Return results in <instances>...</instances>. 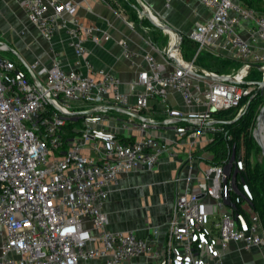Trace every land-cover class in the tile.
I'll return each instance as SVG.
<instances>
[{"label": "built area", "instance_id": "2783aa9c", "mask_svg": "<svg viewBox=\"0 0 264 264\" xmlns=\"http://www.w3.org/2000/svg\"><path fill=\"white\" fill-rule=\"evenodd\" d=\"M200 1L209 16L182 35L196 45L192 59L186 62L179 56L178 37L175 54L170 42L161 61L145 54L146 65L136 72L143 92L134 103L121 91L117 75L92 70L84 40L95 38L97 29L77 16V2L21 1L43 36L51 38L60 28L69 33L85 71L66 69L57 59L50 66L33 61L27 66L40 82L38 87L24 66L3 56L7 46L0 43V264H224L231 243L264 247L252 192L238 178L243 159L225 166L206 162L213 133L221 130L215 114L238 108L232 118L237 119L245 109L242 98H249L256 87L247 75L257 68L258 79H264V12L239 0ZM120 44L123 57L134 66L135 53L126 40ZM206 49L241 60L236 72L223 73L231 80L192 74L223 75L194 66L196 55ZM170 89L195 111L171 109ZM151 99L161 103L162 119L197 121L176 125L177 136L171 140L147 133L158 126L152 116H146L147 122L128 114L124 120L108 116L114 107L143 116ZM95 108L94 113H80ZM71 121L78 122V131L66 137L63 126ZM134 130L137 140H121ZM256 130L254 122L252 137ZM261 134L264 125L260 140ZM178 137H185L189 145L183 157ZM193 148L202 154H193ZM162 156L179 162L165 240L159 242L156 231L141 237L132 229L109 230L103 206L110 187L122 173L155 169Z\"/></svg>", "mask_w": 264, "mask_h": 264}, {"label": "crops", "instance_id": "0c3cea01", "mask_svg": "<svg viewBox=\"0 0 264 264\" xmlns=\"http://www.w3.org/2000/svg\"><path fill=\"white\" fill-rule=\"evenodd\" d=\"M20 1L0 0V42L7 45V52L4 54L9 55L8 58L22 66L21 60L27 65L38 61L41 66H50L51 62L57 59L66 69L85 71L81 60L76 57L72 49V38L69 33L64 28H60L51 38L43 36L30 18H27ZM74 1L78 3L77 16L80 20L85 25L97 29L95 38L84 40V46L89 52L88 60L93 66L92 70H104L117 75L121 80V91L128 93L130 103H134L137 94L143 92L136 79V72L146 65L144 55L152 54L156 60L161 61L163 50L167 46H151L142 31L127 24L128 18L119 13V9L111 0ZM141 1L147 5L152 14L158 16L172 29L179 31L184 37L193 30L197 21L209 16L200 0ZM105 36L108 38L106 39ZM125 40L130 50L135 53L132 58L134 66L129 59L123 57V47L120 42ZM168 94L167 103L171 109L180 110L184 114L195 111L193 106H185L182 96L176 91L170 89ZM149 104L150 107L145 110L143 116H152L157 121L162 120L159 111L161 103L151 99ZM108 116L110 119H126L124 113L116 110H111ZM176 125H180L179 122L152 126L147 133L173 140L177 136ZM122 139L125 142H132L138 139V134L134 130L128 139ZM178 140L183 144L184 152L180 153V157H183L189 145L185 137H180ZM191 152L195 155L201 154L195 148ZM178 163L162 156L160 163L153 170L138 169L120 174L117 182L110 187L108 199L103 206L108 218V229L111 231L132 229L141 237L153 236L156 231L157 240L163 242L167 232L165 222L174 209L176 185L173 179L176 177ZM195 169L194 166L193 170ZM185 172L183 168L180 173ZM224 264H264V247L260 245L245 248L242 242L231 243L224 257Z\"/></svg>", "mask_w": 264, "mask_h": 264}, {"label": "trees", "instance_id": "16d2710c", "mask_svg": "<svg viewBox=\"0 0 264 264\" xmlns=\"http://www.w3.org/2000/svg\"><path fill=\"white\" fill-rule=\"evenodd\" d=\"M242 4L247 7L254 8L257 11L264 12V7L261 8V4L264 0H239ZM224 73V72H223ZM254 69L249 73L254 75ZM219 74H222L219 72ZM258 78H260L259 72H257ZM264 96L261 93H256V95L251 99L245 109L240 113V116L232 122L217 123V127L221 128L220 131L213 133V142L209 144L207 150L209 151L213 146L219 143H224L226 145V151L219 153L218 158L215 156L213 160H207V162L221 164L223 166L227 165L229 162L236 161L242 158L244 167L240 171L238 178L240 181L245 182L248 188L251 190L253 195V200L251 205L258 213L263 225H264V160L258 162H250L249 145L255 147L254 140L251 136V130L254 126L256 116L259 112L260 106L263 103ZM248 97L242 98L240 104H246ZM238 113V108L226 109L222 112L215 114V119L218 121L231 120ZM77 121L67 122L63 129L65 130V135L71 136L77 133ZM179 124L185 125L187 122H179ZM76 126V127H75ZM229 135L230 139H226ZM121 140H123L121 138ZM129 142V141H128ZM234 147V151L233 150ZM242 147L241 155L239 153ZM224 153V154H223ZM240 156V157H239ZM234 159V160H233ZM233 162V163H234Z\"/></svg>", "mask_w": 264, "mask_h": 264}, {"label": "rangeland", "instance_id": "374dc122", "mask_svg": "<svg viewBox=\"0 0 264 264\" xmlns=\"http://www.w3.org/2000/svg\"><path fill=\"white\" fill-rule=\"evenodd\" d=\"M111 1L115 3V7L119 9V13L125 16L126 19L128 18L127 19L128 23H130L131 25H133V27H136L137 29L142 31L147 36L146 39L151 46L158 47V45H162L165 47L167 45V43L170 40L169 35L165 31L159 29L158 27L156 28L149 21L147 17H145L143 14L140 15L137 12L136 7L138 9L140 8V4L138 0H111ZM142 3L145 6H147L144 2ZM263 7H264V1L261 4V8ZM21 8H22V2H21ZM179 44H180L179 45L180 47L178 49L179 56L184 61L190 62V60L193 57V54L195 53V49H196L195 43L192 42L191 40H188L182 37ZM3 56L9 57V55H5V54ZM10 57H13V56L10 55ZM193 61H194V66L197 69H203L206 71H212L216 73L220 72L222 74L223 72L228 73V74L236 72L239 69V66L241 64V60L233 56L232 53L228 52L222 55H216L212 51H209L207 49L200 51L196 55ZM254 71H255L254 75H250V74L247 75L248 81L258 80V77H259L257 74L258 69L255 68ZM254 143H255L254 145L255 147H252L251 145H249V148H248L249 150L248 157H249L250 162L252 163L264 160L263 156H261L260 148L255 140H254ZM225 151H226V145L224 143L216 144L208 151L206 158L210 161L213 160L214 156L219 159L218 154L225 152ZM209 162L207 163L209 164ZM262 227L264 231L263 223H262Z\"/></svg>", "mask_w": 264, "mask_h": 264}, {"label": "water", "instance_id": "95a60500", "mask_svg": "<svg viewBox=\"0 0 264 264\" xmlns=\"http://www.w3.org/2000/svg\"><path fill=\"white\" fill-rule=\"evenodd\" d=\"M139 1V4H140V8L138 9L136 7V10L137 12L141 15L143 14L145 17H147L149 19V21L157 28L163 30V31H166V32H170V33H174L176 34V36L178 37V39H181L182 38V34L175 30L174 28L172 29L171 27H169L167 24H165L158 16H156V18L158 19L157 22H155L153 20V18L146 12L145 10V7H144V4L142 3L141 0H138ZM0 43H3V42H0ZM3 44H6V43H3ZM176 43H174L172 46V49H174L176 47ZM7 46V45H6ZM175 60V59H173ZM23 66H25V68L27 69L28 71V74L29 76L31 77V79L33 80V82H35L37 84L38 87L41 86L40 82L38 81L34 71H32L30 69L29 66H27L26 63H24L22 60H21ZM194 76L196 77H200V78H203V79H210V80H223V79H226V80H231V76H228L226 74H223V75H210V74H207V75H204L202 73H198V72H193L192 73ZM254 84H256V87H255V90L253 91L254 93L248 98L246 105H248V103L251 101V99L256 95V93H261L263 96H264V79H258V80H255L253 81ZM114 109L118 112H121V113H124V114H128V115H131L137 119H139L141 122H147L148 119L146 116H142V115H139V114H136V113H133V112H129V111H125V110H122L120 108H116L114 107ZM95 111H97V109H87V110H83L81 111L80 113H94ZM235 119H232V120H224V121H216V123H224V122H232L234 121ZM187 122V123H195L197 121L196 118H188V117H176V118H168V119H162L160 121H156L155 122V125H167V124H176V122ZM255 124H256V131L254 132V136H253V139L257 142L259 148H260V153H261V156H263V159H264V145L262 143V141L260 140L259 138V128L264 125V99H263V103L262 105L260 106V109H259V112L256 116V120H255Z\"/></svg>", "mask_w": 264, "mask_h": 264}, {"label": "bare ground", "instance_id": "6f19581e", "mask_svg": "<svg viewBox=\"0 0 264 264\" xmlns=\"http://www.w3.org/2000/svg\"><path fill=\"white\" fill-rule=\"evenodd\" d=\"M145 7V10H146V12L153 18V20L155 21V22H157V18H156V15L155 14H152V12L150 11V9L147 7V6H144ZM166 32V31H165ZM168 35H169V38H170V43L171 44H174L175 43V41L177 40V36H176V34H174V33H170V32H166ZM172 52H173V54H175V49L174 50H172ZM204 71H206V70H204ZM207 72V71H206ZM261 140H262V143H263V145H264V134H261Z\"/></svg>", "mask_w": 264, "mask_h": 264}]
</instances>
